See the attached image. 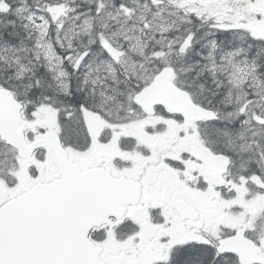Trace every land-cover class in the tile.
<instances>
[{"label": "snow or ice", "instance_id": "1", "mask_svg": "<svg viewBox=\"0 0 264 264\" xmlns=\"http://www.w3.org/2000/svg\"><path fill=\"white\" fill-rule=\"evenodd\" d=\"M0 264H264V0H0Z\"/></svg>", "mask_w": 264, "mask_h": 264}]
</instances>
